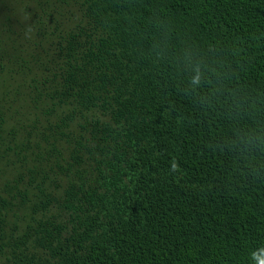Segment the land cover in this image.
<instances>
[{
  "label": "trees",
  "instance_id": "1",
  "mask_svg": "<svg viewBox=\"0 0 264 264\" xmlns=\"http://www.w3.org/2000/svg\"><path fill=\"white\" fill-rule=\"evenodd\" d=\"M0 264H264V0H0Z\"/></svg>",
  "mask_w": 264,
  "mask_h": 264
}]
</instances>
